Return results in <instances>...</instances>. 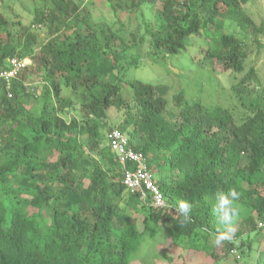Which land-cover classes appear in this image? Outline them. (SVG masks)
Returning a JSON list of instances; mask_svg holds the SVG:
<instances>
[{"label":"trees","instance_id":"1","mask_svg":"<svg viewBox=\"0 0 264 264\" xmlns=\"http://www.w3.org/2000/svg\"><path fill=\"white\" fill-rule=\"evenodd\" d=\"M88 1L31 0L33 17L28 26L13 23L18 29L0 12V68L11 57L31 60L11 80V97L0 80V264H185L183 251L218 264L235 248L256 251L254 264H264L260 100L238 121L230 108L187 100L182 89L171 108L166 85L130 75L144 64L145 45V56L159 62L189 52L192 37L222 71L243 72V41L225 22L262 32L242 7L249 0H161L157 28L143 11L152 0H103L112 23L86 14ZM36 25L49 35L39 50ZM34 70L43 78L39 96L26 84ZM253 74L233 86L237 95ZM30 97L42 102L38 113L27 109ZM77 105L80 117L61 114ZM111 109L122 113L116 128L145 154L167 205H193L183 227L123 184L105 132L115 128L105 121ZM229 188L240 193L236 242L217 250L210 238L224 225L204 196Z\"/></svg>","mask_w":264,"mask_h":264},{"label":"rangeland","instance_id":"2","mask_svg":"<svg viewBox=\"0 0 264 264\" xmlns=\"http://www.w3.org/2000/svg\"><path fill=\"white\" fill-rule=\"evenodd\" d=\"M92 2V3H91ZM89 3H91L89 5ZM82 9L86 14H91L93 18H103L107 22H114L113 14L104 5L103 0H89ZM161 0H152L151 3L143 6L145 18L153 27H158V12L161 9ZM243 9L252 17L257 26L263 25L262 32L254 35L241 30L235 23L226 21L225 28L229 32L235 33L242 42V50L246 52L245 70L243 72L222 71L216 60H210L204 57L206 44L199 41L200 38L192 37L189 44V52L180 53L176 57H170L161 61H154L150 56H145L146 47L141 51L144 64L137 69L131 71V76L140 77L145 80L155 81L167 86L166 97L169 100V106L174 108L173 95L180 89L184 90L187 100H195L202 102L205 106L221 105L230 108L238 121L248 114L250 111V103L260 100V105L264 107V0H249L242 3ZM0 12L4 18L9 21V25L14 29H18L19 25L13 23L22 22L24 26H28L34 11L31 0H0ZM33 33L37 36L35 50H39L42 43L48 38L47 28L36 25L32 27ZM3 33V32H2ZM1 33V34H2ZM133 52V51H132ZM31 64V61L30 63ZM36 68V65L35 67ZM254 68V74L245 82L248 89H244V94L237 95L233 86H236L246 74ZM29 69L26 71L28 74ZM256 76L254 79L253 77ZM40 72L33 73L27 77L26 84L28 90L36 96L41 95L43 90V82ZM63 94H66L63 92ZM27 109L37 112L42 102L33 97L25 99ZM56 109L55 103L48 106L50 112ZM80 107L74 110H65L61 114L64 117L78 116L80 117ZM110 118L105 121L109 127L116 128L118 122L123 118L122 113L111 109ZM117 121V122H116ZM109 135L110 131L105 130ZM104 145L107 144L105 140ZM157 177V175H156ZM255 233V232H253ZM212 242V237L210 238ZM159 248H163L164 241L160 239ZM217 250H221L222 245L215 246ZM167 250L171 249V245H164ZM175 255L179 254V249H172ZM223 254V252H221ZM257 252L253 251L252 255H243L238 248H235L230 254L223 256L218 264H254ZM189 251H183L181 256L185 264H204L207 258L199 252L191 256Z\"/></svg>","mask_w":264,"mask_h":264},{"label":"built area","instance_id":"3","mask_svg":"<svg viewBox=\"0 0 264 264\" xmlns=\"http://www.w3.org/2000/svg\"><path fill=\"white\" fill-rule=\"evenodd\" d=\"M30 61L29 58L11 57L6 61L7 66L0 68V80L5 82L10 97L12 96L10 92L11 80L16 78ZM108 138L110 148L116 154L118 162L125 171L123 184L127 190L139 194L143 199L150 196L153 205L161 195L163 201L166 202L163 193L153 178L145 154L135 150L130 145L127 135L118 128L112 129ZM130 165L133 167L132 169L129 168Z\"/></svg>","mask_w":264,"mask_h":264},{"label":"clouds","instance_id":"4","mask_svg":"<svg viewBox=\"0 0 264 264\" xmlns=\"http://www.w3.org/2000/svg\"><path fill=\"white\" fill-rule=\"evenodd\" d=\"M239 196L240 193L236 188H229L227 191L218 189L212 196L208 194L204 196L205 201L209 199L214 201L211 205V212L216 215L219 222L224 225L223 229H217L215 235L212 237V243L215 246H220L226 241L236 242V221L240 215V209L236 202ZM153 206L165 209L163 213H171L172 218L178 220L180 227L188 223L190 219L189 213L192 211L193 207L187 200L182 199L178 201L175 208H170L169 205L163 201L162 195L156 199Z\"/></svg>","mask_w":264,"mask_h":264}]
</instances>
